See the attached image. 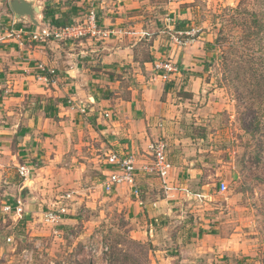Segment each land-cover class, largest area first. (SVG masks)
<instances>
[{
    "label": "rangeland",
    "instance_id": "374dc122",
    "mask_svg": "<svg viewBox=\"0 0 264 264\" xmlns=\"http://www.w3.org/2000/svg\"><path fill=\"white\" fill-rule=\"evenodd\" d=\"M9 1L0 0V42L10 40L11 29L22 24L14 21ZM45 1L33 0L32 4L42 11L49 7L54 21L63 10L73 23L84 20L91 10L96 14L97 3L113 11L112 7L128 1L130 22L135 25L123 37L126 45H133L134 58L149 59L151 47H155L159 59L164 60L160 62L172 60L180 73L171 94L173 111L161 119L169 121L172 140H183L184 145H179L182 152L188 153L201 171V182L209 186V219H214V231L244 240L245 248L233 261L264 264V41L258 43L255 35L245 45L241 41L244 32L232 27L229 15L240 0H81L79 8L77 0ZM260 7L252 10L260 11ZM36 16L41 25L51 21ZM177 21L188 31L174 33ZM242 52L246 56L242 57ZM251 53L254 58L261 57L250 63ZM196 78L197 92L192 94L190 80ZM19 163L2 166L0 172H6L0 177L2 185L9 186L12 181L16 197L22 198L23 191L31 189L37 198L26 204L23 223L0 216V264H25V252L28 264H150L148 245L133 239L125 210L102 201L107 194L92 197L85 192L98 187V179L85 180L59 169L64 178L58 173L48 180L37 176L35 189L18 170L23 165L33 167L35 179L41 172L38 163ZM56 169L52 166L51 173ZM221 183L226 187L222 193ZM9 194H0V207L11 201ZM61 206L67 210L65 219L73 221L46 224L43 215ZM8 234L10 242L5 237Z\"/></svg>",
    "mask_w": 264,
    "mask_h": 264
},
{
    "label": "crops",
    "instance_id": "0c3cea01",
    "mask_svg": "<svg viewBox=\"0 0 264 264\" xmlns=\"http://www.w3.org/2000/svg\"><path fill=\"white\" fill-rule=\"evenodd\" d=\"M75 3L79 8L83 2ZM106 7L97 3L95 10L98 25L108 36L76 42H30L20 31L41 22L36 15V25L29 18L27 22L15 17L22 24L11 29L10 40L0 42V169L5 163L10 167L20 161L38 163L41 172L29 181L33 188L37 176L48 180L60 169L85 180L98 179V187L85 192L104 196L101 183L111 172L106 156L132 155L139 195L120 186L102 201L125 210L133 239L148 245L150 264H241L232 259L245 248L244 240L214 231L209 186L201 182V171L188 153L182 152L183 140H172L169 121L161 119L173 111L170 100L179 72L168 81L162 79L163 71L155 66L164 60L155 47L151 60L134 58L133 45H126L123 37L135 25L130 22L128 1L112 7L113 11ZM40 64L54 75L42 77ZM190 82V93L195 94L198 78ZM158 138L166 139L172 165L163 180L139 171L150 163L149 146ZM52 166L57 168L53 174ZM1 171L0 177L6 173ZM2 181L0 192L11 193L12 201L14 183L4 187ZM22 196L26 207L37 198L31 189ZM64 216L63 225L73 221Z\"/></svg>",
    "mask_w": 264,
    "mask_h": 264
},
{
    "label": "built area",
    "instance_id": "2783aa9c",
    "mask_svg": "<svg viewBox=\"0 0 264 264\" xmlns=\"http://www.w3.org/2000/svg\"><path fill=\"white\" fill-rule=\"evenodd\" d=\"M21 35H24L30 42L46 43L49 41L55 42H76L83 39H103L108 36L107 32L100 29L96 14L94 11H89L84 20L75 22L72 25L54 28L49 23L34 26L31 30L24 32L20 31ZM178 46H181L180 41L175 40ZM155 68L162 70V79L168 81L170 75L178 73V69L171 61L159 62ZM42 77L48 78L54 75L52 69H47L43 65H38ZM150 151V163L144 165L139 171L148 174L155 175L160 180L167 178L172 165L167 157V144L164 140L158 139L152 142L149 146ZM106 165L111 167V172L105 177L101 183V189L104 193L109 194L120 186L129 187L134 196H138L140 190L136 183L137 167L135 165V158L132 155H122L116 152H111L106 156ZM33 167L23 165L19 166L18 174L24 181H31L33 177ZM221 193L225 191V185L220 184ZM199 197V196H197ZM68 198V197H67ZM66 208L56 207L55 210L47 212L43 215V220L46 224L56 225L61 223L63 216L67 213ZM27 213L24 201L20 197L13 198L12 201L2 203L0 207V216L7 215L15 220H20L23 215ZM10 238L7 241L10 242ZM106 250V248L104 249ZM25 256L24 263L28 264L29 255L27 252L23 254Z\"/></svg>",
    "mask_w": 264,
    "mask_h": 264
},
{
    "label": "trees",
    "instance_id": "16d2710c",
    "mask_svg": "<svg viewBox=\"0 0 264 264\" xmlns=\"http://www.w3.org/2000/svg\"><path fill=\"white\" fill-rule=\"evenodd\" d=\"M261 3H259L258 0H240L237 3L236 7L230 12L229 18H230L232 27L240 28L245 34L241 40L243 44L245 45L249 44L250 37H253L255 35L257 37L258 43L264 41V0H261ZM258 5H261L260 11L252 10ZM49 12H50V8L45 7V9L42 12V16L44 20H47L50 17H52L49 14ZM53 13H56V12H53ZM50 19L51 21L49 22V25L51 27L54 26V28L65 27V26H69L73 24V22L70 21L69 14L67 12H60L59 18H57V20L55 21L52 20V18ZM185 26L186 25L181 21L175 22L173 26L174 33L188 31ZM233 46H234V42H233ZM235 51L237 52L236 48L234 52ZM243 56H246V54L242 52V57ZM249 56L250 58L248 62L250 63L254 62L255 60L261 57V55L259 56L255 55L256 58H254L252 53L249 54ZM147 60H151V57ZM255 126H256L255 128L258 129L259 124H255ZM23 220L24 218L20 219L18 223H21Z\"/></svg>",
    "mask_w": 264,
    "mask_h": 264
},
{
    "label": "water",
    "instance_id": "95a60500",
    "mask_svg": "<svg viewBox=\"0 0 264 264\" xmlns=\"http://www.w3.org/2000/svg\"><path fill=\"white\" fill-rule=\"evenodd\" d=\"M32 1L33 0H10L9 7L15 17H28L32 24L36 25L37 21L35 20V15H41V10L38 6H34Z\"/></svg>",
    "mask_w": 264,
    "mask_h": 264
}]
</instances>
